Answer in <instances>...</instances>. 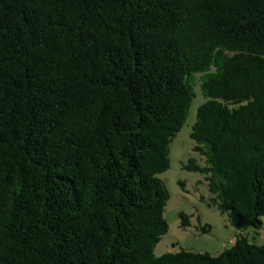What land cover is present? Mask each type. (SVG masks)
I'll return each instance as SVG.
<instances>
[{
  "label": "trees",
  "instance_id": "16d2710c",
  "mask_svg": "<svg viewBox=\"0 0 264 264\" xmlns=\"http://www.w3.org/2000/svg\"><path fill=\"white\" fill-rule=\"evenodd\" d=\"M196 87L182 167L237 232L156 253ZM262 217L264 0H0V264H264Z\"/></svg>",
  "mask_w": 264,
  "mask_h": 264
},
{
  "label": "rangeland",
  "instance_id": "374dc122",
  "mask_svg": "<svg viewBox=\"0 0 264 264\" xmlns=\"http://www.w3.org/2000/svg\"><path fill=\"white\" fill-rule=\"evenodd\" d=\"M203 101L204 97L196 87L187 119L171 139L169 166L159 174L168 190L164 207L168 230L156 244V253L184 248L216 254L231 245L234 233L237 232V229L229 225L227 216L211 202L213 195L208 191L203 175L182 167L190 157L203 163V158L192 150L193 141L189 134L197 107ZM179 212L187 215L188 223L184 226L180 223L182 218ZM262 220L263 227L257 232L250 227L243 230L250 241L264 244V217Z\"/></svg>",
  "mask_w": 264,
  "mask_h": 264
}]
</instances>
